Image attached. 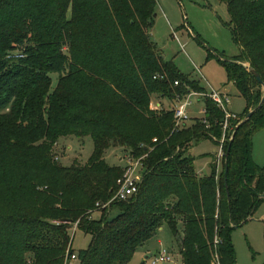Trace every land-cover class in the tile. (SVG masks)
<instances>
[{"label": "trees", "instance_id": "16d2710c", "mask_svg": "<svg viewBox=\"0 0 264 264\" xmlns=\"http://www.w3.org/2000/svg\"><path fill=\"white\" fill-rule=\"evenodd\" d=\"M218 1L240 53L229 60L209 52L207 61L218 58L245 100L239 119L229 120L232 131L256 111L240 125L222 170L211 164L200 177L188 150L202 140L218 145L225 115L206 99V123L174 132L173 111L150 109L206 92L152 40L157 0H0V264H65L73 254L79 264H130L164 224L182 264H237L233 230L264 202V166L254 162L252 143L264 128V104L257 109L264 0ZM68 136L92 138L85 165L55 160ZM116 152L143 158L145 169L125 202L112 201L124 173L107 161ZM75 224L91 237L77 253Z\"/></svg>", "mask_w": 264, "mask_h": 264}, {"label": "rangeland", "instance_id": "374dc122", "mask_svg": "<svg viewBox=\"0 0 264 264\" xmlns=\"http://www.w3.org/2000/svg\"><path fill=\"white\" fill-rule=\"evenodd\" d=\"M150 34L162 57L166 61L174 62L182 75L200 82V85L208 90L210 87L206 81L214 88L229 89V111L236 115L244 112L245 100L233 84H228L226 71L218 58L213 57L207 61L209 52H216L222 58L229 60L240 53L230 28V16L226 4L218 0H157L155 23ZM52 78L55 86L57 76L53 75ZM193 101L194 105L190 108L192 119L188 125L203 118L200 112L205 104L204 99L198 101L194 98ZM168 106L171 109V105ZM252 143L253 160L262 167L264 166V128L254 134ZM93 150L94 143L91 137H63L54 148L55 160L66 168L76 161L85 165ZM218 150V145L210 140H202L189 148L188 155L195 159L194 165L198 174L203 177L211 174L213 157L215 158ZM116 153L109 155L108 163L112 166L124 167V160L129 156L121 152ZM144 171L143 168L138 169V178L142 176L143 179ZM114 215L115 212H112L111 217ZM95 217L98 218L99 215ZM162 228L155 239L135 253L130 264H152L151 260H146L145 257L158 255L163 250L171 254L173 261L162 264H178L180 255L175 238L167 224ZM71 235L72 248L76 253L89 247L91 241L89 235H85L80 230L73 231V228ZM232 240L237 264H264V202L250 221L233 230Z\"/></svg>", "mask_w": 264, "mask_h": 264}, {"label": "built area", "instance_id": "2783aa9c", "mask_svg": "<svg viewBox=\"0 0 264 264\" xmlns=\"http://www.w3.org/2000/svg\"><path fill=\"white\" fill-rule=\"evenodd\" d=\"M22 55H16V58H22ZM179 82H175V86H178ZM229 89H222V90H215L210 87V89L206 92H197V91H190L184 97H177L172 101L171 109L164 108L162 102L160 101H153L151 103L150 109L152 111H161V110H171L173 111L174 116V132L181 130L183 127L187 126L188 123L191 121L190 117V108L194 105L193 99L196 98L198 101L204 99L210 100L213 102L216 107L222 111L225 115V121L223 123V134L220 140L217 141L218 144V153L215 156L214 164L217 167V171L220 172V169L223 167L224 160H225V145L230 140L232 128L229 124V120H238L239 117L236 114H232L229 111V104H230V97L228 94ZM206 109L205 104L200 112L203 115V118L200 119L204 123V115ZM154 143L157 142V139H154ZM142 159H133L132 157H128L125 159V166H124V173L122 177L117 181V191L112 199V201L118 202H125L134 197L140 188L141 179L137 176V171L139 168H143ZM98 207V205H97ZM105 208V206L103 207ZM77 230V224L73 226V231ZM152 264H162V263H170L173 261V257L170 253L166 250L158 253V255H151L149 258ZM78 262L77 254H73L69 258L65 264H75Z\"/></svg>", "mask_w": 264, "mask_h": 264}, {"label": "water", "instance_id": "95a60500", "mask_svg": "<svg viewBox=\"0 0 264 264\" xmlns=\"http://www.w3.org/2000/svg\"><path fill=\"white\" fill-rule=\"evenodd\" d=\"M245 67H246L248 70H250V71L253 73V75L255 76V78L258 80V82H259L260 84H262V81H261L260 76H259L254 70H251L250 67H249V65L245 64ZM263 104H264V95H263V98H262V100H261V102H260V104H259V106H258L257 109H259ZM255 111H256V110L250 111L249 114L247 115V117H246L243 121H241V122H240V123L234 128V130L232 131V134H231V136H230V140H229V146H228V149H227V152H226V155H225V159H227L228 156H229V152H230L231 144H232V142H233V140H234V138H235V135H236V133H237V131H238L240 125H241L244 121L249 120V119L253 116V114L255 113ZM225 172H227V166L225 167ZM261 199H264V197L262 196ZM150 257H151V255H150V256H147V257H146V260H149Z\"/></svg>", "mask_w": 264, "mask_h": 264}, {"label": "crops", "instance_id": "0c3cea01", "mask_svg": "<svg viewBox=\"0 0 264 264\" xmlns=\"http://www.w3.org/2000/svg\"><path fill=\"white\" fill-rule=\"evenodd\" d=\"M206 82H207L208 86L211 87L212 89H215V90H222V88H214V87H213L208 81H206ZM204 89H205V91H208V88H205V87H204ZM160 102H162L164 108H166V109H168V107H169L168 105H171V107H172V104H173V103H171L170 101H168V100H166V99H165V100L162 99V100H160ZM171 107H170V108H171ZM121 159H122V158H121ZM213 159L215 160L214 157H213ZM212 164H214V161H213ZM197 174H198V172H197ZM198 176L203 177L201 174H198ZM162 229H163V228H161V230L159 231V233L162 231ZM159 233H158V234H159ZM157 236H158V235H157ZM146 257H147V256H146ZM146 257H145V259H146ZM178 264H182L181 261H178Z\"/></svg>", "mask_w": 264, "mask_h": 264}]
</instances>
